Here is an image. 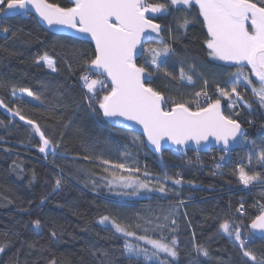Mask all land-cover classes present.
Masks as SVG:
<instances>
[{"label": "trees", "instance_id": "obj_1", "mask_svg": "<svg viewBox=\"0 0 264 264\" xmlns=\"http://www.w3.org/2000/svg\"><path fill=\"white\" fill-rule=\"evenodd\" d=\"M49 2L72 6L69 0ZM183 15L158 14L155 17L176 53L165 67L178 75L179 62L187 60L210 80L214 73L226 79L230 70L217 67L221 62L211 61L206 55L203 45L206 30L202 25L193 20L186 29L178 27ZM3 27H9L10 31L7 34L0 31V80L15 84L17 92L28 88L39 94L45 108L37 112L24 107L21 114L38 121L49 135L55 132L57 139L60 133H65V139L55 156L44 157L38 151L39 138L33 134L31 126L0 110V245H8L6 251L0 253V264L17 260L18 264H48L51 257L56 258L57 264H152L142 256L138 260L129 258L124 250L125 238L97 223L102 215L118 216L133 226L139 223L141 228L134 227V230L151 238H158L161 233L176 236L180 248L178 264H239L238 251L227 237L219 235L218 224L224 218L234 217L241 202L245 203L248 213L255 214L253 205L264 199V185L257 184L251 192H245L234 175L236 162L241 157L247 159L246 171L251 157L252 171L264 172V166L250 152L249 144L245 150L233 152L234 157L223 174H216L205 165L209 154L202 155L204 164L196 163L197 156L201 155L196 151H188L185 156L174 150L154 155L146 148L143 137L109 126L102 116L87 108L77 60L82 52L91 55L92 43L51 33L30 14L2 20L0 29ZM147 46L158 47L156 44ZM45 52L56 60L58 72L49 74L48 69L35 65V57ZM143 60L144 57L139 62ZM66 61L72 64L71 71ZM194 79L195 86L184 83L181 87L160 73L153 77V86L166 96H173L177 88L181 92L198 90L201 81L199 76ZM239 91L251 109H230L225 114L239 111L240 115L235 118L248 131L249 142L264 145V109L258 106L250 90L240 88ZM0 99L15 110L10 103V87L0 88ZM57 103L60 106L54 107ZM222 103L227 105V101ZM48 110L64 124L71 120L72 125L65 129L55 118H48ZM85 155L138 166L141 172L137 175L147 170L152 178H163L167 173L169 177L182 178V184L174 185L168 180L167 185L173 191L152 192L145 199L119 200L110 194L103 179L111 178L108 172L97 166L98 161L83 159ZM13 162L19 167H14ZM57 175H62L64 182L54 192ZM153 184L155 186V180ZM181 200L183 205L179 204ZM172 218L177 221L175 232L169 231ZM34 219L41 220L40 230L49 235L48 241L33 230ZM244 219L247 222L248 218ZM158 224L169 227L156 228ZM53 230L58 235L55 241L50 237ZM17 231L19 239L36 242V248L21 245ZM249 231L246 229L244 235ZM194 243L204 245L209 256L192 252ZM250 246L257 256L264 253V240L259 237L252 240ZM97 249L102 252L97 253Z\"/></svg>", "mask_w": 264, "mask_h": 264}, {"label": "snow or ice", "instance_id": "obj_2", "mask_svg": "<svg viewBox=\"0 0 264 264\" xmlns=\"http://www.w3.org/2000/svg\"><path fill=\"white\" fill-rule=\"evenodd\" d=\"M71 3L72 6L66 7L49 0H0V15L29 14L34 9L49 28L72 30L75 38L94 44L91 55L82 52L77 60L87 108L105 118L110 125H120L125 129L138 125L155 151L160 152L167 143L176 145L177 151L190 142L199 149L211 139L221 144V150L227 153L232 144L243 141L249 144L256 161L264 166V145L246 141L247 133L235 118L240 112L226 115L223 110L224 107L250 110L251 106L239 91L240 88L250 90L258 106L264 109V0H71ZM193 12L196 13L195 17L192 16ZM173 13L184 14L179 28L186 29L193 20L202 25L206 30L203 41L206 55L211 61L222 62L217 67L230 70L226 79L214 73L210 80L203 73H198L195 64L187 60L179 62L178 75L165 67L176 53L162 35V26L155 23L154 18L157 14ZM0 31L7 34L10 28L3 27ZM169 34L172 35L171 29ZM150 42H155L158 47L147 46ZM142 56L144 60L141 63L139 58ZM34 63L39 68L48 69L49 74L59 70L56 60L47 52L35 57ZM67 63L71 71L72 64ZM160 73L178 82L181 87L184 82L195 86L194 77L199 76L201 87L187 94L177 88L173 96H166L153 86V77ZM5 87L11 88L10 103L15 110L9 108L3 99H0V108H6L13 116H18L31 126L33 134L39 137L40 153L55 156L65 139V133H60L57 139L55 132L49 135L38 121L21 114L24 107L39 112L45 108L44 99L28 88H20L21 95L17 96L15 84L0 80V88ZM25 96L36 103L25 100ZM222 101H227V105L222 106ZM59 106L57 103L54 107ZM48 111V118H55L65 129L72 125L71 120L64 124L60 117ZM83 159L98 161L97 166L111 176V179L103 178L106 179V186L123 190L118 194L165 193L173 191L167 185L168 180L174 185L182 184V178H172L167 173L163 178H152L147 170L137 175L141 172L138 166L114 163L102 156L85 155ZM13 164L19 167L15 162ZM248 169L246 171L243 165L238 167L234 173L237 181L245 188L264 185V172L252 171L251 157ZM118 172L127 175H119ZM63 182L62 175H57L53 191L59 190ZM183 203V200L179 201L180 205ZM253 207L256 213H248L245 203L241 202L234 217L224 218L218 224L219 235L227 237L238 251L239 264H264V253L257 256L250 246L257 235L264 240V199L258 200ZM245 217L248 218L247 222ZM168 219L165 217V220ZM31 223L33 230L41 228L40 219H34ZM97 223L125 238L124 250L129 258L138 260L142 256L152 264H178L180 248L176 236L161 233L158 238H151L141 235L134 230V227L141 228L139 223L133 226L112 215L100 216ZM170 224V227L158 224L156 228L169 227L170 232H175L176 219L172 218ZM246 229L251 231L245 236ZM16 236L20 238L19 231ZM50 237L55 241L57 232L51 231ZM128 238L143 241L151 251L139 243L129 242ZM19 242L30 249L37 246L36 242L24 239H19ZM7 247V244L0 245V253H4ZM96 251L102 252L101 249ZM191 251L198 256H209L208 249L199 243H194ZM161 253L164 254L163 258ZM12 264H18V260ZM48 264H57L56 258L51 257Z\"/></svg>", "mask_w": 264, "mask_h": 264}, {"label": "water", "instance_id": "obj_3", "mask_svg": "<svg viewBox=\"0 0 264 264\" xmlns=\"http://www.w3.org/2000/svg\"><path fill=\"white\" fill-rule=\"evenodd\" d=\"M69 2L71 3V0H69ZM72 4V3H71ZM30 15H33L37 20L38 22L41 24V26L46 29L47 31L51 32V33H54V34H57V35H63V36H68V37H74V33L72 30H69V29H63V30H60L58 31L57 28L53 27V28H49V26L44 23L40 17L35 13V10L32 9L30 10ZM19 15H22V14H14V13H9L8 16H2L0 15V22L2 20H5V19H9V18H14V17H17ZM158 15V14H157ZM154 22L155 23H158L155 21V18H154ZM161 25V24H160ZM162 26V25H161ZM163 31H164V27L162 26V35H163ZM155 35V34H153ZM164 36V35H163ZM165 38V37H164ZM81 40V39H80ZM84 41V40H83ZM89 42V41H87ZM91 43V42H90ZM150 44H156L155 42H150ZM149 44V45H150ZM157 45V44H156ZM94 46V44H93ZM143 57V56H142ZM142 57H140L139 59H141ZM222 106H224V104L222 103ZM0 110H2L4 113H6L7 115H9L10 117L18 120V121H21V122H24L22 120L19 119L18 116H13L12 112L8 111L6 108H0ZM223 110L225 111L226 108L224 107ZM105 120V118H103ZM128 123V122H126ZM109 126L113 127V128H116V129H120V130H124V131H129V132H133L135 134H138L140 135L141 137H143L144 139V143H145V146L146 148L154 155H162L165 151H169V150H177V146L176 145H172L171 143H167L165 144L164 148L160 151V152H157L155 151L154 147L148 143L147 141V138L143 135V130L142 128H140L138 125H134L132 129H125L123 127H121L120 125H110L108 124ZM245 129V128H244ZM246 133L248 134V131L245 129ZM39 138V137H38ZM243 141L241 142H237V143H234L232 144V146L229 148V150H236V149H239L242 145ZM223 146L221 144H218L216 143L214 140H209L208 142L206 143H203L202 146L198 149L197 146L195 145V143H192L190 142L189 145L181 148L178 152H180L181 155H186L188 151H196V152H199V153H203V154H206L208 153L211 149L213 148H222ZM44 157H46L47 155L41 153ZM45 201L42 203L44 204ZM250 230V229H249ZM251 231V230H250ZM257 237H259L257 235Z\"/></svg>", "mask_w": 264, "mask_h": 264}, {"label": "built area", "instance_id": "obj_4", "mask_svg": "<svg viewBox=\"0 0 264 264\" xmlns=\"http://www.w3.org/2000/svg\"><path fill=\"white\" fill-rule=\"evenodd\" d=\"M227 109H229V108H227ZM247 139H248V135L246 136V141H248ZM247 147H248V143L243 142L240 150H245ZM174 151L178 152L176 150H174ZM233 152L234 151L228 150L227 153H224L221 150V148L212 149L209 153H207V154H209L210 157H209V161L207 163H205V165L208 166L210 169H212L216 174H220V173L223 174L226 171L227 166L231 163V161L234 157ZM202 155L203 154L197 156L196 163H198V164L203 163L204 164ZM222 157H223V159H222ZM246 164H247V159L245 157H241L236 162V170L238 169L239 166H241V165L244 166ZM251 187L256 188V187H258V185H255V186L250 185L249 186L250 189L249 188H246V189L243 188V190L245 192H251L252 191Z\"/></svg>", "mask_w": 264, "mask_h": 264}, {"label": "rangeland", "instance_id": "obj_5", "mask_svg": "<svg viewBox=\"0 0 264 264\" xmlns=\"http://www.w3.org/2000/svg\"><path fill=\"white\" fill-rule=\"evenodd\" d=\"M152 47H157V46H152ZM222 63V62H221ZM199 79H200V77H199ZM186 85H188L186 82H184ZM190 91H183L182 93H184V94H187V93H189ZM17 96H20L21 95V93H17L16 94ZM29 99H31V98H29ZM27 100V99H26ZM228 103V102H227ZM250 109H251V107H250ZM228 110H230V109H228ZM226 111V110H225ZM248 141H250V138H249V136H248V139H247ZM111 179V178H110ZM109 187V186H108ZM242 188H244V189H246L245 187H244V185L242 186ZM247 188H249V187H247ZM252 189H253V187H251ZM109 189L111 190L110 191V194L112 195V196H114L115 198H117V199H119V200H126V201H128V200H136V199H145V198H147V197H149L150 195H151V193L152 192H156V191H152V192H142V193H140L139 195H123V194H118V193H120V192H122L123 190H121V189H119V188H116V187H109ZM250 189V188H249ZM103 226V225H102ZM110 227V226H109ZM37 234H40V236L42 237V238H44L46 241H48L49 240V235L47 234V233H45V232H43L42 230H37ZM128 240H129V242H131V243H139V244H141L142 246H144V247H148L149 249H150V246L149 245H144L143 244V241H135L134 240V238H128ZM150 251H151V249H150ZM161 255H163L164 256V254L163 253H161Z\"/></svg>", "mask_w": 264, "mask_h": 264}, {"label": "crops", "instance_id": "obj_6", "mask_svg": "<svg viewBox=\"0 0 264 264\" xmlns=\"http://www.w3.org/2000/svg\"><path fill=\"white\" fill-rule=\"evenodd\" d=\"M17 93H20V92H17ZM16 93V94H17ZM30 97H27V96H25V99H27L29 102H31V103H36L35 101H32L31 99H29Z\"/></svg>", "mask_w": 264, "mask_h": 264}]
</instances>
